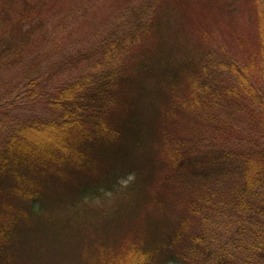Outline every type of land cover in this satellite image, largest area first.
<instances>
[{
	"label": "rangeland",
	"instance_id": "374dc122",
	"mask_svg": "<svg viewBox=\"0 0 264 264\" xmlns=\"http://www.w3.org/2000/svg\"><path fill=\"white\" fill-rule=\"evenodd\" d=\"M146 1L0 0V33L26 28L39 21V30L33 37L36 41L27 44L18 59L21 65L12 69L15 61H0V90L4 95L0 102L7 98L3 93L9 85L14 86V91H26L24 86L34 75L40 80V88L36 90L43 92L44 83L51 86L47 81L50 73L52 81L59 84L71 74L89 68L92 63L87 61L93 56L85 59L83 54L89 53L92 45L99 46L98 41L118 20L117 15L122 10L131 12L133 6L139 8ZM153 3L148 11L145 40L130 48L117 62L127 87L131 85L129 80H134L133 97L139 103L142 125L151 122L149 135L140 148L128 155L130 158L125 164L113 165V160L97 163L99 176L115 168L113 183L84 195L81 203H75L77 212L72 219L66 218L70 213L63 208L60 215L55 212V218L64 219L68 232L74 227L78 231L73 230L60 245L47 243L53 242L47 235L33 234L17 244V257L12 264H77L84 242L96 243L92 241L95 240L117 251L135 237L143 239L146 234L157 237L163 231L184 227L186 234L207 235L205 242L213 248L227 242L228 251L230 242L236 237L242 238L238 242V256L246 252L241 247L243 243L252 244L254 234L245 232L249 227H257L251 224L249 214L252 212L253 216L259 201L264 200V191L257 185L254 189L258 197L239 193L250 202L241 199L237 205L233 196L243 184L252 181L254 167L260 162L264 148V109L256 104L255 110H247V106L253 105L232 100L208 110L194 103L186 76L190 74L191 79L209 56L226 51L236 57L245 70L248 68L250 73H245L246 79L250 78L258 91L264 89L263 82L256 77L259 72L257 2L153 0ZM77 54L82 56L79 64L75 63ZM37 57L38 70L33 67ZM4 64L8 65L4 67ZM69 66L74 69H65ZM56 70L62 75L54 74ZM22 96L23 93L19 96L13 93L8 101L11 104L0 115L8 118L21 115L22 105L14 107L24 102ZM38 107L41 106L36 104L35 108ZM241 133L243 136H235ZM164 135L172 143L185 147L189 154L191 163L181 171L171 164V142L163 144ZM233 146V154L224 158L222 148ZM241 146L248 147L239 148ZM238 148L244 149L245 154ZM71 186L68 183L60 188L59 193L67 202L74 200L65 196L72 191ZM137 189L146 194L150 192V200H138ZM192 198L206 199L210 214L217 211L210 206H218L219 225L215 229L212 220L205 224L204 219L201 221L189 211ZM65 199L62 203H67ZM117 209L121 213L115 216ZM82 219L86 220L84 227L78 226ZM240 224L243 236L235 231ZM204 228H208L211 235ZM119 237L122 239L118 241ZM166 264L196 263L175 257Z\"/></svg>",
	"mask_w": 264,
	"mask_h": 264
},
{
	"label": "trees",
	"instance_id": "16d2710c",
	"mask_svg": "<svg viewBox=\"0 0 264 264\" xmlns=\"http://www.w3.org/2000/svg\"><path fill=\"white\" fill-rule=\"evenodd\" d=\"M255 1L259 7V12H256L259 40V72L256 77L263 82L264 88V0ZM153 5V0H147L139 8L133 6L131 12L122 10L117 15L118 20L98 41L99 46L92 45L89 53L83 54L85 59L93 58L87 61L92 63L89 68L81 73L71 74L59 84L52 81L50 73L47 81L51 86L44 83L43 92L36 90L40 88V80L34 75L24 86L26 91H14V86L9 85L3 93L7 98L0 102V114L11 104L8 101L13 93L16 96L23 93L24 102L14 107L22 105V114L16 118L0 115V264H12L17 257V244L35 233L51 238L53 242H47L49 244L60 245L73 230L78 231L74 227L68 232L64 219L55 218V212L60 215V208H63L70 213L66 218L72 219L77 212L75 203H81L84 195L96 193L99 187L108 188L113 183L115 168L111 167L108 174L99 176L97 163L113 160V165L125 164L130 158L128 155L140 148L149 135L151 122L142 125L139 103L133 97L134 80H129L131 85L127 87L117 62L130 48L145 40L148 11ZM38 24L36 21L26 28L0 33V61H15L12 69L21 65L18 59L26 45L36 41L33 37L39 30ZM78 59L82 56L77 54L76 64L80 62ZM37 63L38 57L33 64L36 70L39 69ZM74 66L65 69H74ZM244 67L226 51L218 56H209L191 79L190 74L186 76L194 103L209 110L223 101L230 103L233 100L253 105L247 106V110H255L256 104L264 109V89L258 91L256 84L250 78L246 79L245 73L250 72ZM190 70L193 72L194 68ZM175 73H179L177 68ZM54 74L62 75L57 70ZM36 104L41 107L36 109ZM163 141V144L171 142L167 135ZM170 144L171 164L181 171L191 163L189 154L185 147ZM239 148L245 154V150ZM233 149L234 146L222 148L223 157L232 155ZM261 152L260 162L252 172V181L243 184L233 196L236 205L241 199L250 202L244 195L258 197L255 186L264 191V148ZM68 183L73 189L65 196L74 200L67 202L59 192L61 186ZM136 193L138 200H150V192L146 194L137 189ZM63 199L67 203H62ZM205 203L206 199L192 198L188 209L192 215L204 219L205 224L212 220L215 229L219 225L220 211L218 206H210L217 210L210 214ZM241 205L245 207L246 204L242 202ZM120 213L119 209L114 212L115 216ZM251 215L252 212L249 214L250 222L257 228L249 227L245 232L253 233L254 237L251 245L242 244L246 250L242 256L237 252L242 238L236 237L234 242H230L228 251L227 242L213 248L205 242L207 235L186 234L187 228L184 227L183 230L163 231L157 237L150 234L143 239L135 237L117 251L101 246L95 240L92 241L97 244L84 242L77 264H166L175 257L196 264H264V200L259 201ZM79 223L78 226L84 227L86 220ZM204 230L209 232L208 228ZM94 231L97 236V230ZM235 231L244 235L241 224L235 227Z\"/></svg>",
	"mask_w": 264,
	"mask_h": 264
}]
</instances>
